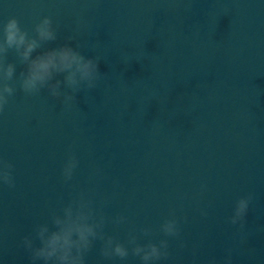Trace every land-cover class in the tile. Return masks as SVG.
Wrapping results in <instances>:
<instances>
[{"label": "water", "instance_id": "obj_1", "mask_svg": "<svg viewBox=\"0 0 264 264\" xmlns=\"http://www.w3.org/2000/svg\"><path fill=\"white\" fill-rule=\"evenodd\" d=\"M45 15L59 30L47 46L76 35L71 44L100 56L104 76L67 110L43 90L18 92L0 114V155L16 165L17 182L0 187V264H30L20 241L69 198L61 170L70 146L80 160L71 183L89 187L90 173L103 169L106 212L129 217L109 233L158 229L176 208L188 216L189 246L173 243L161 264H190L193 242L201 264L222 262L229 245L233 264H264V0H0V21L17 16L31 30ZM248 192L255 199L240 244L227 218ZM99 248L88 264H100Z\"/></svg>", "mask_w": 264, "mask_h": 264}, {"label": "clouds", "instance_id": "obj_2", "mask_svg": "<svg viewBox=\"0 0 264 264\" xmlns=\"http://www.w3.org/2000/svg\"><path fill=\"white\" fill-rule=\"evenodd\" d=\"M58 36V26L48 15L40 18L31 30L17 16L0 21V114L18 92L35 96L47 90L49 97L60 100L64 111L76 105L78 93L98 87L104 76L99 69L100 56H87L79 44L73 46L71 41L76 35L67 37V42L56 47H48ZM10 54L14 57L11 60ZM18 65L23 66L19 75ZM79 165L74 147L70 146L61 170L64 184L71 189L69 198L65 201L61 196L57 206L49 209L47 218L34 223L20 241L30 264H88V256L97 241L100 242V264L117 258L126 264L130 256L138 258L140 264H161L172 258L173 243L179 249L188 248L189 242L183 234L188 216H178L176 208L170 210L158 229L151 225H133L128 228L125 239L118 233H109V224L117 228L127 225L129 217L123 213L109 216L106 212L111 196L99 190L103 169L96 168L90 173L89 187L71 183ZM15 167L14 162L0 155V187L15 189ZM206 191L207 185L201 184L192 199L199 205ZM179 199L182 210L188 194H182ZM254 199V192L239 196L227 218L230 225L238 226L234 237L240 244L247 239L245 226ZM199 212L204 218L209 215L207 207H199ZM157 232L161 234L158 239L154 238ZM199 247V243L193 242L190 264H201ZM233 252L234 248L229 245L222 262L210 257L205 264H233Z\"/></svg>", "mask_w": 264, "mask_h": 264}]
</instances>
